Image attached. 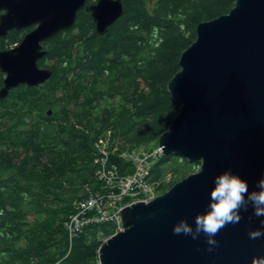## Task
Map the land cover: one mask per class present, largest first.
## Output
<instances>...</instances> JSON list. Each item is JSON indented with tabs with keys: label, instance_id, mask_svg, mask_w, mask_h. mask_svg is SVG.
Returning <instances> with one entry per match:
<instances>
[{
	"label": "trees",
	"instance_id": "16d2710c",
	"mask_svg": "<svg viewBox=\"0 0 264 264\" xmlns=\"http://www.w3.org/2000/svg\"><path fill=\"white\" fill-rule=\"evenodd\" d=\"M235 2L121 0L124 13L106 33L83 9L73 28L42 43L39 65L50 78L0 100V264H100V246L119 225L92 219L71 233L67 221L81 202L112 190L109 175L133 172L124 154L158 146L182 106L168 90L181 51L197 24ZM31 28L0 37V50ZM156 158L145 181L160 194L200 164Z\"/></svg>",
	"mask_w": 264,
	"mask_h": 264
},
{
	"label": "water",
	"instance_id": "95a60500",
	"mask_svg": "<svg viewBox=\"0 0 264 264\" xmlns=\"http://www.w3.org/2000/svg\"><path fill=\"white\" fill-rule=\"evenodd\" d=\"M225 14L196 26L193 43L179 59L180 70L168 90L181 108L159 136L162 154L189 162L198 170L178 180L149 202L122 208V229L100 246V264H259L264 236L250 239L264 217L249 205L242 219L213 237L217 245L174 234L180 220L195 228L194 217L207 210L214 178L238 176L249 192L264 178V0H235ZM85 9L98 34L106 33L124 13L121 0H0V37L32 27L16 45L0 50L3 100L16 85L49 79L39 65L47 54L42 43L73 28ZM264 231V229H262ZM212 248L208 251V248Z\"/></svg>",
	"mask_w": 264,
	"mask_h": 264
},
{
	"label": "clouds",
	"instance_id": "9594fccd",
	"mask_svg": "<svg viewBox=\"0 0 264 264\" xmlns=\"http://www.w3.org/2000/svg\"><path fill=\"white\" fill-rule=\"evenodd\" d=\"M214 186L209 193L207 210L194 217L193 229L186 220H180L173 227L174 234L189 235L197 239L203 233L207 237L206 243L210 246L217 245L213 239L221 229L229 224H237L242 219L241 211L247 212L249 205L253 209V215L264 217V178L256 184L258 191L249 192L248 184L238 176L225 172L214 178ZM264 220L261 221V229L248 233L250 239H258L264 236ZM212 248H208L211 251ZM264 264V261L259 262Z\"/></svg>",
	"mask_w": 264,
	"mask_h": 264
},
{
	"label": "built area",
	"instance_id": "2783aa9c",
	"mask_svg": "<svg viewBox=\"0 0 264 264\" xmlns=\"http://www.w3.org/2000/svg\"><path fill=\"white\" fill-rule=\"evenodd\" d=\"M106 154V151H104ZM162 154L161 146L158 145L150 152L138 151L129 154H124V157L131 160L135 167L133 172L128 176H122L120 179L109 175L107 184L111 185L106 196L101 194H95L90 196L86 201L80 203L79 207L83 209H92L97 213L96 220L111 219L119 225V230L122 229V223L120 221L122 208L127 206L125 200L135 203L139 199L144 201H151L155 198L154 194L156 188L153 184L146 183V175L149 173V166L157 159L156 157ZM132 203V204H133ZM89 223V222H88ZM85 222L72 218L68 220L66 225L70 232H74L83 226Z\"/></svg>",
	"mask_w": 264,
	"mask_h": 264
},
{
	"label": "bare ground",
	"instance_id": "6f19581e",
	"mask_svg": "<svg viewBox=\"0 0 264 264\" xmlns=\"http://www.w3.org/2000/svg\"><path fill=\"white\" fill-rule=\"evenodd\" d=\"M77 211H75V213L69 218L70 220L72 219V218H77V219H79V220H81V221H83V222H85V223H88V222H90V220H92V219H94L95 217H97V213H95L94 211H92V209H83V210H81L80 208H77L76 209ZM88 212H90V216H88V215H86ZM90 217V218H89ZM118 224V223H117ZM118 231H119V229H118ZM114 235V234H113ZM112 237V236H111ZM110 238V237H109ZM109 238H107V239H109ZM106 239V240H107ZM105 240V241H106ZM104 241V242H105ZM103 242V243H104Z\"/></svg>",
	"mask_w": 264,
	"mask_h": 264
},
{
	"label": "rangeland",
	"instance_id": "374dc122",
	"mask_svg": "<svg viewBox=\"0 0 264 264\" xmlns=\"http://www.w3.org/2000/svg\"><path fill=\"white\" fill-rule=\"evenodd\" d=\"M155 143L156 142H152V145H155ZM163 152V151H162ZM196 170H198V167H197V169ZM160 193H158V192H155V194H154V196L156 197L157 195H159ZM130 197H128V200L127 201H125V204L128 206V205H132V203L133 202H131L130 200ZM139 201H144L143 199H139V200H137V201H135V203L136 202H139ZM144 202H149V201H144ZM134 204V203H133Z\"/></svg>",
	"mask_w": 264,
	"mask_h": 264
}]
</instances>
